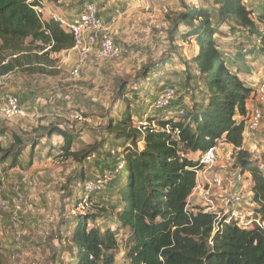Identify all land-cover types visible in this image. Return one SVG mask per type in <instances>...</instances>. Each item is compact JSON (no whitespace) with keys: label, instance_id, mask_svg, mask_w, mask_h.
Listing matches in <instances>:
<instances>
[{"label":"rangeland","instance_id":"rangeland-1","mask_svg":"<svg viewBox=\"0 0 264 264\" xmlns=\"http://www.w3.org/2000/svg\"><path fill=\"white\" fill-rule=\"evenodd\" d=\"M85 3L96 7L104 31L111 33L113 42L122 52L121 58L101 59L94 50L83 56L61 54L58 61L70 64L61 67L56 74L40 76L17 68L1 77L0 96L11 94L18 97L19 102L21 99V103L20 113L13 118L6 117L0 105V128L6 131L0 143L8 149L13 141L12 133L22 142V146L13 149L20 150L16 165L11 166V157H7L0 167L1 264H70L71 253L64 238L68 237V226L74 218L99 215L94 225H102L108 218L105 215L101 219L103 213L97 211L109 212L108 207L118 201L116 189L120 182L115 179L121 173L115 181H108L101 192L88 195L85 191L87 179L94 180L113 171L111 151L116 156L121 155V141L117 144L110 136L106 129L108 123L121 119L127 107L131 124L137 128L147 127L152 119L171 116L178 121L202 96L201 83L195 84L193 79L196 43L192 38L182 39L180 33L186 31L185 27H179L173 37L170 31L181 13L191 7L212 8V0H64L60 6L65 11H76L75 16ZM243 4L248 10H264V0H243ZM52 7L56 11L57 7ZM212 19L215 24L213 16ZM217 29V43L233 64L244 68L240 75L254 89L264 77V58L256 52L246 56L242 53L245 45H253V40L249 39L247 31L233 32L224 23ZM69 57L72 62L76 57L81 60L75 64L77 68H72ZM87 66L89 71H84ZM73 69L80 73L76 82L70 78ZM121 84L125 85L124 96L118 92ZM168 87L176 89V98L168 111L154 109L155 98ZM73 98L76 103L71 102ZM247 102L249 115L255 105L254 96ZM262 122L264 125V119ZM52 126L74 137L71 151L84 153L96 147L97 153L90 154L78 165L63 155L62 137L47 138ZM260 136L263 141L254 150L246 149L252 160L261 162L259 169L263 171L264 134ZM217 151L214 165L205 167V173L197 178L187 210L209 208V212L222 215L225 202L237 192L242 196V208L246 213L251 212L254 205L250 202L249 175L240 173L235 153L229 147L219 143ZM191 158L197 160L199 155H191ZM106 163L112 167L102 173ZM78 168L84 171L85 180L75 176ZM215 175L223 179L222 190L206 181V178L211 181ZM88 227L93 225L88 223ZM127 237L126 230L117 233L115 264H129L125 258Z\"/></svg>","mask_w":264,"mask_h":264},{"label":"trees","instance_id":"trees-1","mask_svg":"<svg viewBox=\"0 0 264 264\" xmlns=\"http://www.w3.org/2000/svg\"><path fill=\"white\" fill-rule=\"evenodd\" d=\"M45 1L56 5L59 0ZM212 5L207 9L188 8L173 21L170 31L172 36L178 34L179 27H185L186 31L180 33L182 39L192 38L196 43L193 79L195 84L201 83L202 96L178 121L171 116L152 119L147 127L137 128L131 124L127 107L121 119L108 123L110 136L117 144L121 141L123 169L120 179H115L120 182L118 201L108 207L109 212L96 209L103 213L101 219L105 215L108 218L102 225H94L99 215L74 218L64 238L71 253L70 264H115L116 236L121 230L128 233L125 258L129 264H264V228H240L232 221L215 220V213L202 208L187 210V201L197 186L196 172L203 169L201 155L209 147L225 143L232 146L240 173L249 175L253 215L264 223L261 162L252 160L242 146L248 118L246 104L254 89L240 75L244 68L233 64L215 39L219 24H226L233 32L245 30L253 40L251 53L264 58V10H248L243 0H212ZM73 45L70 34L52 20H40L27 0H0V77L17 68L48 76L52 73L46 69L51 63L49 56ZM118 92L124 96L125 85L121 84ZM55 126L48 129L47 138L62 137L65 157L79 165L97 153L96 147L90 149L91 153L71 151L74 137ZM5 133L0 128V137ZM11 137L8 149L0 143V167L7 157L15 166L20 155L19 149H13L22 142L13 133ZM194 154L199 155L197 160L191 158ZM115 163L114 159L112 165ZM112 165L106 163L102 173ZM75 176L84 179L82 168Z\"/></svg>","mask_w":264,"mask_h":264},{"label":"built area","instance_id":"built-area-1","mask_svg":"<svg viewBox=\"0 0 264 264\" xmlns=\"http://www.w3.org/2000/svg\"><path fill=\"white\" fill-rule=\"evenodd\" d=\"M27 3L31 5L35 15L40 20L44 21L43 17L44 8H46V1L27 0ZM50 20L58 24L60 28L72 36L74 45L71 49L73 51L85 55L94 50L96 51L97 56L101 59L121 58V50L113 42L111 33L104 31L103 23L101 22L97 9L93 4L85 3L83 9L71 20L58 17L55 14L50 15ZM256 44H259V40H256ZM253 46L254 44L252 46L245 45L242 49V53L245 54V56L250 55ZM70 76L72 81H78L80 79V73L78 69H73L70 73ZM2 79L3 78L0 77V86L3 83ZM254 89L253 96L255 99V105L248 115L243 133V140L256 139L262 126L264 107V80L258 83ZM175 98L176 89L173 87L166 88L155 98L153 103L154 109L167 112ZM0 105L3 114L8 118L16 117L20 113L19 98L14 95L4 94L3 96H0ZM217 148L218 145H213L201 155L200 162L203 165V169L196 172L197 178L199 176L201 177L205 173V167H211L214 165L217 158ZM111 155L113 156V159L116 160L113 171L94 180L87 179L85 181L86 194L88 193L89 195L91 193L101 192L105 188V185L108 181L114 180L115 177L121 173L123 169L121 155L116 156L113 151H111ZM262 174L264 178V170L262 171ZM206 181L222 190L221 187L223 185V179L221 176L215 175L211 181L207 180V178ZM242 202L243 200L241 194L234 192L225 202L224 214L219 215L215 213V220L222 219L224 223H229L232 221L235 222L238 227L246 229L252 228L254 225L258 226L259 228H264V223H262L258 218L254 217L252 210L249 213L245 212L241 205ZM209 210L210 209L208 208L205 211L209 212Z\"/></svg>","mask_w":264,"mask_h":264},{"label":"crops","instance_id":"crops-1","mask_svg":"<svg viewBox=\"0 0 264 264\" xmlns=\"http://www.w3.org/2000/svg\"><path fill=\"white\" fill-rule=\"evenodd\" d=\"M62 1H64V0H59L58 2H57V4L55 5V4H53V3H48V2H46L45 4H46V8H44V17H43V19H44V21H47V20H50V15L51 14H55V15H57L58 17H61V18H67V19H69V18H71L72 16H74L73 14H74V12H76V11H69V10H63L62 9V7L60 6L61 5V3H62ZM52 6H55V7H57L56 8V11H53V7ZM221 49H223L222 47H221ZM34 53H36V52H34ZM61 54H68V55H77V54H79V55H84V54H81V53H77V52H75V51H73L72 49H69V50H64V51H61V52H59V53H54V54H51L50 56H49V60L51 61V63L48 65V66H46V69H49L50 71H52V73L51 74H56L57 73V71H59L60 70V68L61 67H63L64 68V66H68L70 63H68L69 61H67V59H66V61L67 62H65V63H63L62 64V62H64L63 60L61 61H58V59H59V57L61 56ZM37 55L38 56H40L41 55V53L40 52H38L37 53ZM70 58V57H69ZM68 58V59H69ZM70 60V62H72V60L73 59H69ZM232 60V59H231ZM80 62L81 60H77V57H76V59H74V61L72 62V68H74V66H75V68H77L76 67V63L77 62ZM38 62H40L41 63V61H38ZM243 63H245L246 64V62H244L243 61ZM36 64H32L31 66H35ZM247 65V64H246ZM38 66H40V64H38ZM83 66L85 67L86 66V63H84L83 64ZM89 66V65H88ZM87 66V67H88ZM26 68L28 67V66H25ZM86 67V70H84V71H89V67L87 68ZM55 70H56V72H55ZM83 71V70H82ZM83 71V72H84ZM9 75V74H8ZM34 75H36V74H34ZM51 77V76H50ZM55 77H53V79H54ZM85 79V78H84ZM262 81L264 80V77L261 79ZM68 97H66V99H67ZM250 101V100H249ZM71 102L72 103H76V101H75V98H73V99H71ZM20 103H21V99H20ZM246 108L248 109L249 108V104H248V102H247V104H246ZM263 119H264V108H263ZM263 119H262V121H263ZM260 130H262V131H260V133H259V135L257 136V138L256 139H254V140H243V148L245 149V150H247L246 148H248V149H250V151H252V150H254V148L256 147V145L257 144H259V142H262L263 140L261 139L262 137L260 136L261 134H264L263 132H264V125H263V122H262V126H261V129ZM224 145H226L227 147H229L230 148V150L231 151H233V148H232V146H230V145H227V144H225V143H223ZM249 194H250V192H249ZM193 196V195H192ZM192 198V197H191Z\"/></svg>","mask_w":264,"mask_h":264}]
</instances>
